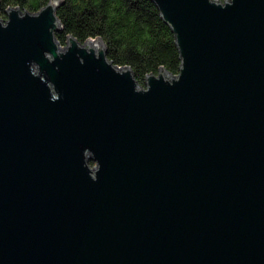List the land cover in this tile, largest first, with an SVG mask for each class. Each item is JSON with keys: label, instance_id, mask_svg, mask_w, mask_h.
Instances as JSON below:
<instances>
[{"label": "water", "instance_id": "water-1", "mask_svg": "<svg viewBox=\"0 0 264 264\" xmlns=\"http://www.w3.org/2000/svg\"><path fill=\"white\" fill-rule=\"evenodd\" d=\"M62 1L0 15V264H264V0H154L144 83Z\"/></svg>", "mask_w": 264, "mask_h": 264}, {"label": "trees", "instance_id": "trees-1", "mask_svg": "<svg viewBox=\"0 0 264 264\" xmlns=\"http://www.w3.org/2000/svg\"><path fill=\"white\" fill-rule=\"evenodd\" d=\"M48 1L0 0V13L6 15L9 4L34 12ZM57 13L63 27L56 35L63 44L68 32L81 41L100 34L109 58L119 65L130 64L142 83L146 73L158 72L159 64L171 73L179 70L181 59L174 32L154 0H63Z\"/></svg>", "mask_w": 264, "mask_h": 264}, {"label": "rangeland", "instance_id": "rangeland-1", "mask_svg": "<svg viewBox=\"0 0 264 264\" xmlns=\"http://www.w3.org/2000/svg\"><path fill=\"white\" fill-rule=\"evenodd\" d=\"M6 13V12H5ZM0 15L2 16V17H6L7 15H2L1 13H0ZM94 160H91V163H93L94 164Z\"/></svg>", "mask_w": 264, "mask_h": 264}]
</instances>
